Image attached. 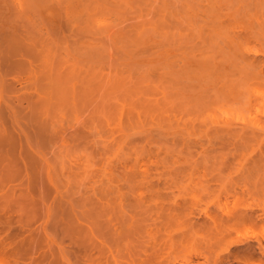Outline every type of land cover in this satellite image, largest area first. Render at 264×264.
Instances as JSON below:
<instances>
[{
  "label": "rangeland",
  "instance_id": "1",
  "mask_svg": "<svg viewBox=\"0 0 264 264\" xmlns=\"http://www.w3.org/2000/svg\"><path fill=\"white\" fill-rule=\"evenodd\" d=\"M263 152L264 0H0V264H263Z\"/></svg>",
  "mask_w": 264,
  "mask_h": 264
},
{
  "label": "bare ground",
  "instance_id": "2",
  "mask_svg": "<svg viewBox=\"0 0 264 264\" xmlns=\"http://www.w3.org/2000/svg\"><path fill=\"white\" fill-rule=\"evenodd\" d=\"M16 38H17V37H15V39H16ZM20 38H21V37H20ZM18 39H19V38H18ZM18 39H17V41H18ZM13 40H14V39H13ZM13 40H12V41H13ZM12 41H11V42H12ZM14 42H15V41H14ZM12 43H13V42H12ZM22 43H23V42H22ZM22 43H21V44H22ZM17 44H18L19 46H21V44H20L19 41L17 42ZM17 44H16V45H17ZM13 45H14V44H12V47H13ZM9 46H10V44H9ZM14 46H15V45H14ZM22 46H23V45H22ZM22 46H21V47H22ZM10 47H11V46H10ZM21 47H19V48H21ZM15 48H16V46H15ZM19 48H16V49L19 50ZM11 49H12V48H10V50H11ZM13 49H14V48H13ZM13 49H12L11 51H13ZM10 50H8L7 53H9V55L11 54L10 57H11V56L14 57L13 59L15 60V57H16V56L18 57L17 54H18L19 51H17V53H16L15 50H14V53H12ZM10 52H11V53H10ZM15 53H16V54H15ZM14 54H15L16 56H13ZM10 57H9V58H10ZM12 57H11V58H12ZM23 60H24V59H23ZM20 61H21V60H19V62H20ZM16 62H17V61H16ZM16 62H15V64H16ZM22 62H23V61H22ZM11 63H13V62H11ZM15 64H14V65H15ZM19 64H20V63H19ZM11 65H12V64H11ZM47 78H48V77H47ZM48 79H49V78H48ZM250 122L253 124L252 120H250ZM39 125H40V124H39ZM39 125H38V126H39ZM41 125L43 126V124H41ZM38 128H39V127H38ZM38 128H37V129H38ZM253 128H254V127H253ZM39 129H40V128H39ZM250 134H251V133H250ZM253 134H254V133H253ZM253 134H252V135H253ZM241 135L243 136V134H241ZM246 135H247V134H246ZM242 136H241V137H242ZM253 136H254V135H253ZM245 139H246V137H245ZM242 141H244V140H242ZM247 142H248V140H247ZM263 153H264V152H263ZM260 155H261V154H260ZM261 191L263 192V190H260V192H261ZM262 192H261V194L263 195L264 193H262ZM259 195H260V194H259ZM257 196H258V195H257ZM257 196H256V197H257ZM260 196H261V195H260ZM260 196H259V197H260ZM254 197H255V196H254ZM256 197H255V198H256ZM262 198H263V196H262ZM256 199H257V198H256ZM260 199H261V198H260ZM260 199H259V200H260ZM257 200H258V199H257ZM259 200H258V201H259ZM244 201H245V200H244ZM260 201H261V200H260ZM255 203H257V205H256V204H255V205L258 207V202H255ZM243 204H245V203L243 202ZM253 204H254V203H253ZM259 204H260V203H259ZM261 204H262V203H261ZM255 205H254V206H255ZM244 206H245V205H244ZM244 206H243V207H244ZM251 206H252V205H251ZM262 206H263V204H262ZM262 206H261V207H262ZM222 208H223V207H222ZM258 208H260V207H258ZM263 208H264V207H263ZM220 209H221V208H220ZM261 209H262V208H261ZM222 210H223V209H222ZM222 210H221V211H222ZM249 210H250V209H249ZM254 210H255V209H254ZM254 210H252V212H253ZM240 211H241V210H240ZM259 211H260V210H259ZM230 212H231V211H230ZM249 212H250V211H249ZM249 212H248V213H249ZM256 212L259 214L258 210H257V211L255 210V213H256ZM260 212H261V211H260ZM224 213H225V212H224ZM238 213H239V212H238ZM238 213H237V214H238ZM253 213H254V212H253ZM253 213H252V214H253ZM255 213H254V214H255ZM246 214H247V213H246ZM250 214H251V213H250ZM252 214H251V215H252ZM260 214H261V213H260ZM262 214H263V213H262ZM239 216H240V214H239ZM256 216H257V214H256ZM247 218H248L247 216H246V217H240L239 220H241L242 223H245V222L250 223L249 221H251V220H249V219H247ZM252 218H254V220H255L257 217L255 218L254 215H253ZM230 219H231V218H230ZM234 219H236V218H233V220H234ZM237 219H238V218H237ZM237 219H236V221H238ZM257 219H258V218H257ZM247 220H248V221H247ZM258 220H259V219H258ZM258 220H257V222H258ZM228 221H229V220H228ZM228 221H227V222H228ZM230 221H231V220H230ZM233 222H234V221H233ZM234 223H235V222H234ZM237 223H238V222H237ZM237 223H235L234 226H236ZM245 224H246V223H245ZM229 225H232V223L230 224V222H229ZM240 225H241V224H240ZM243 225H244V224H243ZM250 225L253 226L252 223H251ZM250 225H249V226H250ZM263 225H264V224H263ZM252 226H251V227H252ZM260 226H261V224H260ZM260 226H259V228H261ZM239 227H240V226H239ZM244 227H245V225H244ZM246 227H247V226H246ZM246 227H245V228H246ZM253 227H254V226H253ZM262 228H263V230H264V227H262ZM261 230H262V229H261ZM254 231H258V230H256V227H255V230H254ZM261 232H262V231H261ZM245 236H246V235H245ZM263 236H264V235H263ZM250 237H251V236H250ZM227 239H228V238H227ZM230 239H231V238H230ZM257 239L259 240V238H256L255 240H257ZM223 240H224V239H223ZM242 240H245V239H242ZM255 240H253V241H255ZM245 241H246V240H245ZM253 241H252V242H253ZM259 241H261V240H259ZM259 241H258V242H259ZM256 242H257V241H256ZM81 243H83V242H81ZM245 243H246V242H245ZM247 243H248V240H247ZM247 243H246V244H247ZM243 244H244V243H243ZM248 244H249V243H248ZM80 245H81L80 247H82V244H80ZM84 245H85V244H84ZM249 245H250V244H249ZM249 245H248V246H249ZM258 245H259V244H258ZM236 246H238V245H236ZM236 246H234V247H236ZM239 246H240V245H239ZM245 246H246V245H245ZM85 247H86V246H85ZM234 247L232 246V248H234ZM254 247H256V246H254ZM252 248H253V245H252L251 249H252ZM257 248H258V247H257ZM255 249H256V248H255ZM247 250H248V249H247ZM84 251H85V250H84ZM242 251H244V250H242ZM242 251H241V252H242ZM249 251H250V250H249ZM249 251H248V253H249ZM256 251H257V250H256ZM256 251H255V252H256ZM259 251H260V254H262V255L264 256V248H261ZM87 252H88V251H87ZM229 253H230V252H229ZM244 253H245V252H244ZM248 253H247V254H248ZM85 254H87V253H85ZM236 254H237V252H236ZM236 254H235V255H236ZM242 254H243V253H242ZM255 254H256V253H255ZM226 255H228V254H226ZM235 255H233V256H235ZM238 255H240V254H238ZM253 255H254V254H253ZM86 256H87V255H86ZM89 256H90V255H89ZM258 256H259V258H260V255H258ZM223 257H225V256H223ZM242 257H243V256H242ZM248 257H249V255H248ZM253 257H254V256H253ZM88 258H89V257H87V259H88ZM233 258H234V257H233ZM236 258H237V256H236ZM243 258L246 259V260L244 261ZM243 258H242L243 260L241 261V262H243V264H250V263H252V262H249V263H248V260H249V261H253V259L251 260L250 258H246V257H243ZM255 258H256V257H255ZM255 258H254V259H255ZM221 259H222V258H221ZM221 259H220V261H221ZM224 259H226V258H224ZM227 259H228V257H227ZM240 259H241V258H240ZM218 260H219V259H218ZM218 260L216 261L217 264H218ZM222 260H223V259H222ZM236 260H239V259H236ZM260 260H263V259H260ZM89 261H90V259H89ZM263 261H264V260H263ZM87 262H88V261H87ZM216 262H215V263H216ZM239 262H240V261H239ZM257 262L260 263V261H257ZM90 263L92 264V263H95V262L90 261ZM255 263H256V262H255ZM259 263H258V264H259ZM263 264H264V262H263Z\"/></svg>",
  "mask_w": 264,
  "mask_h": 264
}]
</instances>
